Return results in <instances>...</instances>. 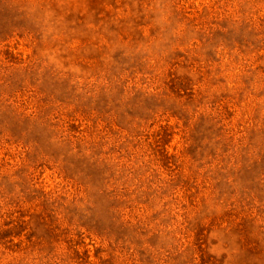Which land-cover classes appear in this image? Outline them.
I'll list each match as a JSON object with an SVG mask.
<instances>
[{"label": "rangeland", "instance_id": "1", "mask_svg": "<svg viewBox=\"0 0 264 264\" xmlns=\"http://www.w3.org/2000/svg\"><path fill=\"white\" fill-rule=\"evenodd\" d=\"M0 264H264V0H0Z\"/></svg>", "mask_w": 264, "mask_h": 264}]
</instances>
